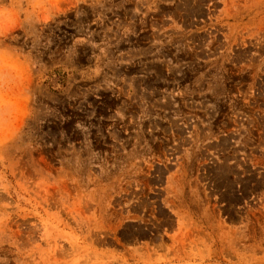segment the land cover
Listing matches in <instances>:
<instances>
[{"label":"rangeland","instance_id":"obj_1","mask_svg":"<svg viewBox=\"0 0 264 264\" xmlns=\"http://www.w3.org/2000/svg\"><path fill=\"white\" fill-rule=\"evenodd\" d=\"M0 264H264V0H0Z\"/></svg>","mask_w":264,"mask_h":264}]
</instances>
